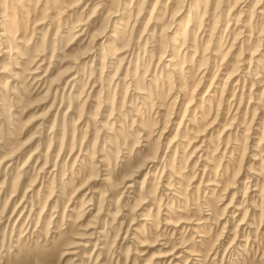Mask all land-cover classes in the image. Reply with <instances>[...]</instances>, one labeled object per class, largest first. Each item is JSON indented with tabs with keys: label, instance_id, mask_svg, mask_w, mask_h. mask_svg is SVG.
I'll use <instances>...</instances> for the list:
<instances>
[{
	"label": "rangeland",
	"instance_id": "obj_1",
	"mask_svg": "<svg viewBox=\"0 0 264 264\" xmlns=\"http://www.w3.org/2000/svg\"><path fill=\"white\" fill-rule=\"evenodd\" d=\"M140 1L0 0V264H264V0Z\"/></svg>",
	"mask_w": 264,
	"mask_h": 264
},
{
	"label": "bare ground",
	"instance_id": "obj_2",
	"mask_svg": "<svg viewBox=\"0 0 264 264\" xmlns=\"http://www.w3.org/2000/svg\"><path fill=\"white\" fill-rule=\"evenodd\" d=\"M111 1H112V0H111ZM113 1H114V0H113ZM142 1H143V3H142ZM142 1H140V5H141V6H142V5L144 6V4L146 5V4L148 3V2H147L148 0H142ZM184 1H185V0H184ZM202 1L204 2V0H198L197 2H196L195 0H191V1L188 0L187 5H188L189 11H190V13H189V14H190V17H191V15L193 16V12H194L193 10L196 8V6H197L198 4L200 5V3H201ZM207 1H208V0H207ZM207 1H206V2H207ZM211 1H212V0H211ZM137 2H138V0H137ZM156 2H157V3H156L155 5L158 6L159 1H156ZM209 2H210V1H209ZM209 2H208V4H209ZM246 2H247V1H246ZM131 3H132V2H131ZM204 3H205V2H204ZM201 4H202V3H201ZM208 4H207V5H208ZM210 4H211V3H210ZM140 5H139V6H140ZM183 5H184V4H183ZM211 5H212V4H211ZM139 6H138V7H139ZM141 6H140V9H139V13H140V12L142 13V11L144 10V7H141ZM156 6H154V8H153V12H154V13L157 12V10H156L157 7H156ZM116 8H117V7H116ZM162 8H163V7H162ZM180 8H181V7H180ZM115 11H116V10H115ZM240 11H241L240 13H241V16H242V14L244 13L243 8H242V10H240ZM252 11H253V10H252ZM178 12H179V11H178ZM195 12H196V11H195ZM114 13H115V12H114ZM252 14H253V12H252ZM260 14H261V12H260ZM140 15H141V14H140ZM196 15H198V11L196 12ZM257 15H258V14H257ZM241 16H239V18H240ZM252 16H253V15H252ZM252 16H251V17H252ZM15 18H16V16H15ZM136 18L138 19V17H136ZM244 21H245V20H244ZM249 21H250V20H249ZM251 22H252V18H251ZM251 22H250V23H249V22H248V23L246 22V23L244 24V26L247 27V28L249 27V29H251V31H253L255 27H251ZM135 23H136V22H135ZM242 23H243V22H242ZM134 25H135V24H134ZM134 25H133V27H134ZM250 27H251V28H250ZM257 27H258V26H257ZM199 29H200V28H199ZM6 30H7V29H6ZM6 30H5V31H6ZM84 30H85V29H84ZM8 31H10V29H8ZM82 31H83V30H82ZM86 31H87V30H86ZM83 32H84V31H83ZM153 32H156V29H155V31H153ZM189 32H190V31H189ZM86 33H87V32H86ZM1 34H2V33H1ZM3 34H4V33H3ZM7 34H8V33H7ZM82 34H83V33H82ZM190 34H191V32H190ZM237 34H238V33H237ZM8 35H9V34H8ZM4 36H5V34H4ZM113 38H114V37H113ZM4 42H5V41H4ZM2 43H3V42H2ZM183 44H184V42H183ZM183 44H182V46H183ZM184 45H185V44H184ZM192 45L195 46V41L193 42ZM167 47H168V46H167ZM176 49H177V48H176ZM44 50H45V49H44ZM165 54H166V50L163 49V50L161 51V54H160L161 59H162V57H163V58L165 57ZM195 54H196V51H195ZM213 54L216 55V53H213ZM131 55H132V54H131ZM185 55H186V52H185L184 56H185ZM178 56H180V50L178 51V54H177V55L174 54V56H171V58H168V59H167L168 63H167V65H165V66H166L167 68H169V66L171 67V66L173 65L174 68H177L178 65H179V63H177L175 59H176V57H178ZM32 59H33V58H32ZM201 59H202V58H201ZM251 62H252V61H251ZM222 63H223V61H222ZM173 66H172V67H173ZM170 69H171V68H170ZM167 70H168V69H167ZM173 70L175 71V69H173ZM190 70H191V69H190ZM235 71H236V70H235ZM187 72H188V71H187ZM102 75H103V74H102ZM172 76H173V75H172ZM240 77H241V76H240ZM72 80H73V79H72ZM240 80H241V79L239 78V79H238V82H236V84H235V86H236L235 89H236V90L238 89V87H240V86H239V85H240ZM73 81H74V80H73ZM69 82H70V81H68V83H69ZM212 82H213V81H212ZM135 84H136V83H135ZM211 84H212V83H211ZM136 85H137V84H136ZM137 88H138V87H137ZM139 89H141V88H138V90H139ZM184 89H185V87H182V88H181V91H184ZM101 90H102V89H101ZM141 90H142V91H140V92H143V91L145 92V90H144L143 88H142ZM136 91H137V90H136ZM193 92H194V91H193ZM234 92H235V95H236V94H237V93H236L237 91H234ZM215 93H216V92H215ZM242 95H243V94H242ZM3 96L5 97V95H3ZM213 96H215V95H213ZM148 97H149V96H148ZM234 97H235V96H234ZM181 98H182V97H181ZM213 98H214V97H213ZM2 100H4V99H2ZM4 102H5V101H4ZM210 102H211V101H210ZM202 106H203V105H202ZM202 106H201V107H202ZM203 107H204V106H203ZM201 110H202V109H201ZM204 115H205V114H202L201 117L204 116ZM201 117H200V118H201ZM196 119H197V118H196ZM64 134H65V133H64ZM230 137H231V135L229 136V139H230ZM61 150H62V149H61ZM25 207H26V206H25ZM4 209H6V207H5ZM11 216H12V215H11ZM69 251H70V250H69ZM72 253H73V252H72ZM26 260H27V259H26Z\"/></svg>",
	"mask_w": 264,
	"mask_h": 264
}]
</instances>
